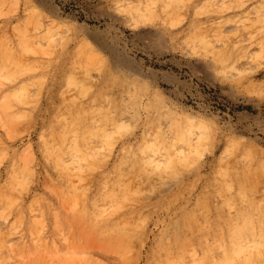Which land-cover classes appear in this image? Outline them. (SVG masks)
Returning a JSON list of instances; mask_svg holds the SVG:
<instances>
[{"label": "rangeland", "instance_id": "1", "mask_svg": "<svg viewBox=\"0 0 264 264\" xmlns=\"http://www.w3.org/2000/svg\"><path fill=\"white\" fill-rule=\"evenodd\" d=\"M0 143V264H264V0H0Z\"/></svg>", "mask_w": 264, "mask_h": 264}, {"label": "bare ground", "instance_id": "2", "mask_svg": "<svg viewBox=\"0 0 264 264\" xmlns=\"http://www.w3.org/2000/svg\"><path fill=\"white\" fill-rule=\"evenodd\" d=\"M2 4H3V3H2ZM2 4H1V5H2ZM32 13H33V12H32ZM19 31H20V30H19ZM20 34H22V33H20ZM43 35H44V34H43ZM23 38H24V36H23ZM7 40H8V39H7ZM11 40H12V39H11ZM16 40H17V39H16ZM27 40H28V39H27ZM18 42H19V40H18ZM25 43H26V42H25ZM100 62H101V61H100ZM28 68H30V67H28ZM19 69H20V67H19ZM1 71H2V70H1ZM23 71H25V70H23ZM27 71H28V70H27ZM1 73H2V72H1ZM8 76H9V75H8ZM10 76H11V75H10ZM10 76H9V77H10ZM52 84H53V83H52ZM12 88H13V87H12ZM8 90H9V89H8ZM10 90H11V89H10ZM9 92H10V91H9ZM12 93H13V92H12ZM99 109H100V108H99ZM2 111H3V110H2ZM52 112H53V111H52ZM6 113H7V112H6ZM100 113H101V112H100ZM54 114H55V113H54ZM6 115H7V114H6ZM59 116H63V115H59ZM59 116H58V117H59ZM3 117H4V116H3ZM4 118H6V117H4ZM14 118H15V117H14ZM52 118H53V117H52ZM94 118H95V117H94ZM15 120H16V119H15ZM53 121H54V120H53ZM61 121H62V120H61ZM116 121H117V120H116ZM96 122H97V121H96ZM96 122H95V123H96ZM9 124H10V123H9ZM119 125H120V124H119ZM119 125H118V126H119ZM9 126H10V125H9ZM88 126H89V125H88ZM94 126H95V125H94ZM106 126H107V125H106ZM66 127H67V126H66ZM116 127H117V126H116ZM119 127H120V126H119ZM176 127H177V126H176ZM63 128H64V127H63ZM122 128H126V127H122ZM127 128H128V127H127ZM69 129H70V128H69ZM72 129H73V128H72ZM105 129H106V128H105ZM128 129H129V128H128ZM173 129H174V128H173ZM176 129H177V128H176ZM62 130H63V129H62ZM79 130H80V129H79ZM96 130H97V129H96ZM119 130H121V127H120ZM122 130H123V129H122ZM174 130H175V129H174ZM180 130H181V129H180ZM175 131H176V130H175ZM68 132H69V131H68ZM82 132H83V131H82ZM92 132H93V131H92ZM92 132H91V133H92ZM179 132H180V131H179ZM40 133H41V132H40ZM65 133H66V132H65ZM79 133H80V132H79ZM106 133H107V132H106ZM111 133H112V132H110V134H111ZM177 133H178V132H177ZM47 134H48V133H47ZM74 134H75V133H74ZM77 134H78V133H77ZM89 134H90V133H89ZM107 134H108V133H107ZM110 134H109V136H110ZM159 134H160V133H159ZM178 134H179V133H178ZM65 135H66V134H65ZM169 135H170V134H169ZM172 135H173V134H172ZM89 136H90V135H89ZM96 136H97V135H96ZM109 136H108V137H109ZM154 136H155V135H154ZM159 136H160V135H159ZM39 137H40V136H39ZM93 137H94V136H93ZM98 137H99V136H98ZM68 138H69V137H68ZM68 138H67V139H68ZM101 138H102V136H101ZM157 138H158V137H157ZM166 138H167V137H166ZM166 138H165V139H166ZM169 138H170V137H169ZM67 139H66V140H67ZM77 139H78V138H77ZM90 139H91V138H90ZM92 139H93V138H92ZM108 139H111V138H108ZM108 139H107V140H108ZM165 139H164V140H165ZM151 140H152V139H151ZM162 140H163V139H162ZM38 141H39V140H38ZM71 141H72V140H71ZM77 141H78V140H77ZM105 141H106V138H105ZM153 141H154V139H153ZM153 141H152V144H153ZM158 141H159V140H158ZM169 141H170V140H169ZM65 142H66V141H65ZM91 142H92V141H91ZM99 142H100V138H99ZM101 142H103V141H101ZM166 142H167V141H166ZM166 142H165V143H166ZM58 143H59V142H58ZM96 143H97V141H96ZM96 143H95V145H96ZM105 143H106V142H105ZM154 143L156 144V142H154ZM160 143H161V142H160ZM165 143H164V144H165ZM176 143H177V142H176ZM178 143H179V142H178ZM184 143H185V142H184ZM0 144H1V143H0ZM80 144H81V143H80ZM99 144H100V143H99ZM152 144H151V145H152ZM82 145H83V144H82ZM85 145H86V144H85ZM97 145H98V144H97ZM104 145H105V144H104ZM141 145H142V144H141ZM64 146H65V145H64ZM88 146H89V145H88ZM90 146H91V145H90ZM106 146H107V145H106ZM125 146H126V145H125ZM165 146H166V145H165ZM182 146H183V145H182ZM26 147H27V146H26ZM26 147H25V148H26ZM44 147H45V146H44ZM49 147H50V145H49ZM59 147H60V146H59ZM70 147H71V145H70ZM73 147H74V146H73ZM85 147H86V146H85ZM122 147H123V146H122ZM149 147H150V146H149ZM154 147H155V146H154ZM160 147H161V146H160ZM178 147H179V146H178ZM88 148H89V147H88ZM102 148H103V147H102ZM146 148H147V147H146ZM171 148H172V147H171ZM174 148H175V147H174ZM232 148H233V147H232ZM43 149H44V148H43ZM68 149H69V148H68ZM151 149H152V148H151ZM154 149H155V148H154ZM175 149H176V148H175ZM182 149H183V148H182ZM184 149H185V148H184ZM22 150H23V149H22ZM40 150H41V149H40ZM66 150H67V148H66ZM98 150H101V149H98ZM146 150H147V149H146ZM148 150H149V149H148ZM156 150H157V149H156ZM161 150H162V149H161ZM172 150H173V148H172ZM187 150H188V149H187ZM230 150H231V149H230ZM4 151H5V150H4ZM24 151H25V150H24ZM24 151H23V154H24ZM54 151H55V150H54ZM68 151H69V150H68ZM85 151H86V150H85ZM152 151H154V150L152 149ZM152 151H151V152H152ZM157 151H158V150H157ZM175 151H176V150H175ZM183 151H184V150H183ZM52 152H53V151H51L50 153H52ZM78 152H80V151H78ZM78 152H76V153H78ZM154 152H155V151H154ZM181 152H182V151H181ZM186 152H187V151H186ZM186 152H183V153H186ZM1 153H2V152H1ZM64 153H65V152H64ZM69 153H70V152H69ZM69 153H67V154H69ZM81 153H82V151H81ZM92 153H93V151H92ZM98 153H99V152H98ZM98 153H97V154H98ZM156 153H157V152H156ZM156 153H155V154H156ZM6 154H7V153H6ZM27 154H28V153H26V155H27ZM87 154H88V153H86L85 155H87ZM105 154H107V153H104V155H105ZM159 154H160V153H159ZM162 154H164V153H162ZM180 154H181V153H180ZM189 154H190V153H189ZM3 155H4V154H3ZM26 155H25V156H26ZM51 155H52V154H51ZM51 155H49V156L51 157ZM62 155H63V154H62ZM62 155H61V156H62ZM69 155H70V154H69ZM69 155H68V156H69ZM83 155H84V153H83ZM83 155H82V158L84 157V158L87 159V156H83ZM91 155H92V154H91ZM95 155H96V154H95ZM98 155H99V154H98ZM153 155H154V154H153ZM178 155H179V154H178ZM178 155H177V156H178ZM23 156H24V155H23ZM27 156H28V155H27ZM88 156H89V155H88ZM145 156H146V155H145ZM70 157H71V155H70ZM104 157H105V156H104ZM164 157H165V156H164ZM21 158H22V157H21ZM23 158L25 159V157H23ZM27 158H28V157H27ZM52 158H53V157H52ZM52 158H51V159H52ZM56 158L58 159V156H56ZM61 158H62V157H61ZM64 158H65V157H64ZM100 158H101V157H100ZM7 159H8V158H7ZM89 159H90V158H89ZM91 159H92V161H93V159H95V157H93V158H91ZM182 159H183V158H182ZM182 159H181V160H182ZM8 160H9V159H8ZM48 160L50 161V159H48ZM63 160H64V159H63ZM77 160H78V159H77ZM103 160H104V159H103ZM105 160H106V159H105ZM162 160H163V159H162ZM58 161H60V160H58ZM69 161H71V159H70ZM85 161H86V160H85ZM87 161H88V160H87ZM95 161H96V159H95ZM97 161H98V160H97ZM97 161H96V162H97ZM13 162H14V161H13ZM19 162H20V161H19ZM62 162H63V161H62ZM73 162L75 163L74 160H73ZM26 163H27V162L24 161V164H25L24 166H26ZM69 163H70V162H68V164H69ZM82 163H83V161H82ZM82 163H80V164H82ZM94 163H95V162H94ZM98 163H99V162H98ZM154 163H155V162H154ZM157 163H158V162H157ZM48 164H49V163H48ZM59 164H60V163H59ZM68 164L65 163V165H68ZM27 165H28V164H27ZM62 165H63V164H62ZM70 165H72V162H71ZM73 165H75V164H73ZM77 166H79V164H77ZM83 166H84V165H83ZM154 166H157V165L155 164ZM158 166H159V165H158ZM158 166H157V167H158ZM11 167H12V166H11ZM13 167H15V166H13ZM13 167H12V168H13ZM21 167H22V166H21ZM21 167H20V168H21ZM28 167H29V166H28ZM55 167H56V166H55ZM101 167H102V166H101ZM49 168H50V167H49ZM51 168H52V167H51ZM58 168H59V166H58ZM79 168H80V167H79ZM167 168H168V167H167ZM17 169H18V172H19V168H17ZM24 169H28V168L25 167ZM60 169H61V167H60ZM95 169H96V168H95ZM95 169H94V170H95ZM171 169H172V168H171ZM28 170H31V168L28 169ZM28 170H27V171H28ZM54 170L56 171V169H54ZM54 170H52V171H54ZM65 170H66V169H65ZM80 170H81V171H80V173H81V172H82V169H80ZM99 170H100V169H99ZM58 171H59V170H58ZM101 171H102V170H101ZM16 172H17V171L13 172V174H15ZM24 172H25V171H24ZM29 172H30V171H29ZM67 172H69V171H67ZM92 172H94V171H92ZM96 172H99V171H96ZM171 172H172V171H171ZM26 173H27V172H26ZM105 173H106V172H105ZM110 173H111V172H110ZM17 174H18V173H17ZM17 174L15 175V176H16L15 178H17V176H19V175H17ZM19 174H20V172H19ZM22 174H24V173H21V174H20V177H21V178H22ZM30 174H31V173H30ZM26 175H27V174H26ZM10 177H12V175H11ZM96 177H97V176H96ZM6 178H7V177H6ZM13 178H14V177H12V178H10V179H13ZM15 178H14V179H15ZM21 178H20V179L18 178V179L20 180V182H19L20 186L24 185V184L21 185V183H22L23 179L25 180L26 177L24 176L23 179H22V181H21ZM30 178H31V177H30ZM62 178H63V175H62ZM14 179H13V180H14ZM100 179H101V178H100ZM16 180H17V179H16ZM19 180H18V181H19ZM27 180H28V179H27ZM29 180H30V179H29ZM56 180H57V179H56ZM97 180H98V179H97ZM57 181H58V180H57ZM14 182H15V181H14ZM24 182H25V181H24ZM29 182H31V181H29ZM92 182H94V181H92ZM92 182H91V183H92ZM9 183H10V182H9ZM17 183H18V182H16V185L18 186L19 184H17ZM60 183H61V182H60ZM30 184H31V183H30ZM100 184H101V183H100ZM10 185H13L12 182L10 183ZM27 185H28V184H27ZM57 185H58V184H57ZM90 186H91V185H89V187H90ZM11 187H12V186H11ZM91 187H92V186H91ZM13 188H14V187H13ZM20 188H21V187H20ZM53 188H54V187H53ZM97 188H98V186H97ZM105 188H106V187H105ZM4 189H5V188H4ZM18 189H19V188H18ZM74 189H75V188H74ZM89 189H90V188H89ZM56 190H57V189H56ZM75 190H76V189H75ZM95 190H96V189H95ZM59 191H60V190H59ZM78 191H80V190H78ZM86 191H87V190H86ZM44 192H45V191H44ZM50 192H51V191H50ZM52 192H53V191H52ZM83 192H84V190H83ZM100 192H101V191H100ZM3 193H5V192H3ZM77 193H79V192H77ZM38 194H39V193H38ZM58 194H59V193H58ZM61 194H62V193H61ZM79 194H80V193H79ZM101 195H102V194H101ZM101 195H100V196H101ZM103 195H104V194H103ZM64 196H65V195H64ZM80 196H81V195H80ZM97 196H98V195H97ZM105 196L108 197L109 199L111 198V194H107V195H105ZM82 197H84V196H82ZM101 197H102V196H101ZM106 197H105V198H106ZM10 198H11V197H10ZM77 198H80V197L78 196ZM86 198H87V197H85V201H86ZM93 198H95V197H93ZM93 198H92V199H93ZM6 199H9V198H6ZM11 199H12V198H11ZM11 199H9L8 206H9V204H10V200H11ZM17 199H18V198H17ZM38 199H39V198H38ZM103 199H104V198H103ZM109 199H108V200H109ZM88 200H89V199H88ZM94 200H95V199H94ZM6 201H7V200H6ZM12 201H14V198L12 199ZM47 201H48V200H47ZM76 201H77V200H76ZM90 201H91V200H90ZM98 201H99V200H98ZM104 201H105V199H104ZM15 202H16V201H15ZM33 202H34V200H33ZM51 202H52V201H51ZM126 202H127V201H126ZM11 203H12V202H11ZM13 203H14V202H13ZM94 203H96V202H94ZM101 203H102V202H101ZM101 203H100V204H101ZM14 204H15V203H14ZM97 204H98V203H97ZM122 204H124V203H122ZM10 205H12V204H10ZM40 205H41V204H40ZM103 205H104V204H103ZM109 205H110V204H109ZM13 206H14V205H13ZM18 206H19V205H18ZM41 206H42V205H41ZM38 207H39V205H38ZM48 207H49V206H48ZM112 207H113V206H112ZM112 207H111V208H112ZM30 208H31V207H30ZM75 208H76V207H75ZM99 208H100V207H99ZM108 208L110 209V206H109ZM121 208H122V207H121ZM121 208H120V209H121ZM31 209H32V208H31ZM35 209H36V208H35ZM51 209H52V208H51ZM88 209H89V208H88ZM90 209H91V208H90ZM95 209H96V208H95ZM117 209H118V208H117ZM120 209H118V210H120ZM26 210H27V209H26ZM40 210H41V209H40ZM42 210H44V209L42 208ZM73 210H75V209L73 208L72 211H73ZM122 210H123V209H122ZM63 211H64V210H63ZM63 211H62V212H63ZM65 211H66V210H65ZM94 211H95V210H94ZM30 212H31V211H30ZM49 212H50V211H49ZM81 212H82V211H81ZM89 212H90V211H89ZM102 212H103V211H102ZM15 213H16V212H15ZM20 213H21V212H20ZM20 213H19V214H20ZM47 213H48V212H47ZM57 213H58V212H57ZM78 213H79V211H78ZM78 213H77V214H78ZM99 213H100V212H99ZM105 213H106V212H105ZM86 214H87V213H86ZM101 214H102V213H100V215H101ZM103 214H104V213H103ZM111 214H112V213H111ZM117 214H118V213H117ZM117 214H116V215H117ZM32 215H33V214H32ZM34 215H35V214H34ZM40 215H41V214H40ZM54 215H56V214H54ZM64 215H65V214H64ZM89 215H90V214L86 215V217L89 216ZM93 215H94V214H93ZM23 216H24V215H23ZM29 216H30V215H29ZM36 216H38V214H37ZM66 216H68V215H66ZM90 216H92V215H90ZM90 216H89V217H90ZM109 216H110V215H109ZM25 217H26V216H25ZM96 217H97V216H96ZM34 218H36V217H34ZM34 218H32V220H33ZM37 218H38V217H37ZM45 218H46V217H45ZM48 218H49V217H48ZM67 218H68V217H67ZM77 218H78V216H77ZM77 218H76V219H77ZM84 218H85V217H83V219H84ZM91 218H92V217H91ZM26 219H27V218H26ZM38 219H39V218H38ZM40 219H41V217H40ZM72 219H73V218H72ZM78 219H80V218H78ZM97 219H98V217H97ZM17 220H18V219H17ZM45 220H46V219H45ZM45 220H44V221H45ZM57 220H58V219H57ZM57 220H56V221H57ZM90 220H91V219H90ZM107 220H108V219H107ZM112 220H113V219H112ZM13 221H14V220H13ZM13 221H11V222H13ZM21 221H22V220H21ZM33 221H34V220H33ZM36 221H37V220H36ZM36 221H34V223H35ZM69 221H70V220H69ZM76 221H77V220H76ZM76 221H75V222H76ZM82 221H83V220H82ZM108 221H109V220H108ZM263 221H264V220H263ZM18 222H19V221H18ZM37 222H38V221H37ZM37 222H36V224H38V225L40 224V225H41V223H37ZM46 222H47V221H46ZM54 222H55V219H54ZM104 222H105V221H104ZM13 223H14V222H13ZM43 223H44V222H43ZM52 223H53V222H52ZM52 223H51V224H52ZM59 223H60V222H59ZM98 224H99V223H98ZM98 224H97V225H98ZM109 224H110V223H109ZM112 224H113V223H112ZM254 224H255V223H254ZM13 225H14V224H13ZM30 225H31V223H30ZM30 225H29V226H30ZM46 225H47V224H46ZM56 225H58V224H56ZM79 225H81V224H79ZM110 225H111V224H110ZM115 225H116V224H115ZM32 226H33V225H32ZM41 226H42V225H41ZM47 226H48V225H47ZM60 226H61V225H60ZM67 226H68V224H67ZM67 226H66V227H67ZM90 226H91V225H90ZM90 226H89V227H90ZM101 226H102V225H101ZM103 226H105V225H103ZM111 226H112V225H111ZM111 226H110V227H111ZM37 227H38V226H37V225L35 226V224H34V229H36ZM85 227H86V225H85ZM89 227H88V228H89ZM94 227H95V226H94ZM123 227H124V226H123ZM21 228H22V226H21ZM31 228H32V227H30V229H31ZM54 228H55V226H54ZM97 228H98V227H97ZM23 229H24V228H23ZM57 229H58V228H57ZM82 229H83V228H82ZM84 229H85V228H84ZM84 229H83V231H84ZM89 229H90V228H89ZM89 229H88V230H89ZM94 229H95V228H94ZM104 229H105V228H104ZM104 229H103V230H104ZM24 230H25V229H24ZM58 230H59V229H58ZM90 230H91V229H90ZM103 230H102V231H103ZM105 230H106V232H107L108 229H105ZM254 230H255V229H254ZM77 231H78V230H77ZM83 231H81V232H83ZM35 232H36V231H35ZM35 232H34V233H35ZM84 232H85V231H84ZM89 232H90V231H89ZM93 232L95 233V231H93ZM97 232H98V230H97ZM100 232H101V231H100ZM255 232H256V231H255ZM255 232H254V233H255ZM27 233H28V231H27ZM86 233H88V232H86ZM98 233H99V232H98ZM120 233H121V232H120ZM25 234H26V233H25ZM30 234H31V232H30ZM35 234H36V233H35ZM35 234H34V235H35ZM39 234H40V233H39ZM108 234H110V232H109ZM113 234H114V233H113ZM92 235H93V233H92ZM127 235H128V233H127ZM27 236H28V235H27ZM97 236H98V234H97ZM97 236H96V237H97ZM103 236H104V235H103ZM103 236H101V237H103ZM98 237H99V236H98ZM109 237H110V236H109ZM25 238H26V237H25ZM41 238H42V237H41ZM92 238H93V237H92ZM112 238H114V237H112ZM245 238H246V237H245ZM247 238H248V237H247ZM103 239H104V238H103ZM105 239H106V238H105ZM118 239H119V238H118ZM240 239H241V238H240ZM24 240H25V239H24ZM106 240H107V239H106ZM124 241H125V240H124ZM101 242H102V241H101ZM108 242H109V241H108ZM114 242H115V241H114ZM115 243H116V242H115ZM122 243H123V244H126L127 241H126V243H124V242H123V239H122ZM122 243H121V244H122ZM103 244H105V243L103 242ZM103 244H102V245H103ZM115 245H116V244H115ZM115 245H114L113 247H115ZM103 246H104V245H103ZM109 246H110V245H109ZM117 246H118V245H117ZM120 246H121V245H120ZM104 248H106V247L104 246ZM115 248H117V247H115ZM107 249H111V248H107ZM235 252L237 253V250H236ZM130 253H132V252H130ZM234 254H235V253H234ZM248 254H249V253H248ZM237 256H238V255H237ZM251 258H252V256H251ZM231 260H232V259H231ZM224 264H225V263H224Z\"/></svg>", "mask_w": 264, "mask_h": 264}]
</instances>
